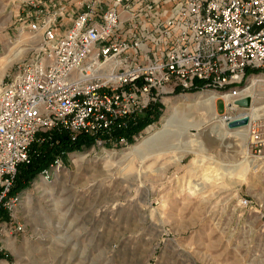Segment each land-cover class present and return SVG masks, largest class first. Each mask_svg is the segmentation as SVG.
I'll return each instance as SVG.
<instances>
[{
    "label": "rangeland",
    "instance_id": "374dc122",
    "mask_svg": "<svg viewBox=\"0 0 264 264\" xmlns=\"http://www.w3.org/2000/svg\"><path fill=\"white\" fill-rule=\"evenodd\" d=\"M45 3L0 0V85L37 45L41 32L24 27V18ZM254 78L264 73H251L243 89ZM201 92L165 99L159 119L132 143H91L66 157V167L49 180L38 174L13 212L24 229L0 238V264H264V151L251 147L249 132L246 140L221 139L225 102L215 101L216 118L212 105L195 104ZM249 97L251 105L237 104L231 116L264 118V82H256ZM182 103L179 117L203 124L171 135L166 146L135 162L123 158ZM108 152H116L111 164ZM242 197L249 206L240 204ZM8 218L0 212L1 223Z\"/></svg>",
    "mask_w": 264,
    "mask_h": 264
},
{
    "label": "built area",
    "instance_id": "2783aa9c",
    "mask_svg": "<svg viewBox=\"0 0 264 264\" xmlns=\"http://www.w3.org/2000/svg\"><path fill=\"white\" fill-rule=\"evenodd\" d=\"M168 1L49 0L25 16L24 27L41 33L0 85V212L9 217L0 238L24 229L13 213L21 192L12 190L38 154L35 142L65 132L70 141L128 145L152 127L138 128L152 107L163 112L175 94L217 92L225 117L249 97L246 79L264 73V0ZM247 125L251 147L263 153L264 118ZM76 152L62 150L39 174L49 180Z\"/></svg>",
    "mask_w": 264,
    "mask_h": 264
},
{
    "label": "bare ground",
    "instance_id": "6f19581e",
    "mask_svg": "<svg viewBox=\"0 0 264 264\" xmlns=\"http://www.w3.org/2000/svg\"><path fill=\"white\" fill-rule=\"evenodd\" d=\"M22 41H28V42L34 43V44L37 43V41H34L33 39L28 40L27 38H23ZM6 56H8V55H6ZM0 62H2L1 57H0ZM1 81H2V77H0V82ZM256 82L257 83L258 82L263 83L264 79L254 78L252 81V85L250 87L242 90L241 94L244 96L252 95L253 86ZM218 96H219V93H217V92L205 90V92H203V93L201 92L196 96V99L194 100V102H195V104L200 105V107L203 109L212 105L213 106L212 108L214 109V112H215V117L219 118L218 114H216V111H215L216 110L215 109V101L217 100ZM242 105H244V104H242ZM250 105H251V103L248 106H250ZM184 106H187V105L182 103V104H179V106L177 105L176 107H172L171 108L172 114L165 118V120L162 123V126L159 127L158 129L154 130V131H150L147 136H143V138L141 140H139L136 144L130 146L129 150L125 154L123 153L124 154L123 158L129 160L130 162H135V161H137V159L144 158L145 156H149L151 154V151H154V149L159 151L161 147L166 146L167 141L171 135L177 133L178 135L182 136L184 133L188 132V130L190 129L191 126L194 127V126H199V125L203 124L202 122H198L195 124V121L189 120L190 116H188V115L183 116V118L179 117L180 107H184ZM244 106H247V105H244ZM234 109H237V105H235L233 107V109L230 112L229 117L224 116V118L219 119L218 126H217V132H219V135H220L219 137L221 139L229 138V136H237V137H241L244 140H246V137H247L248 132H249L248 125L247 124L236 125V126H238L236 128V131L230 132L228 130L229 121L235 120L237 118H242L245 116L248 117L249 120L254 119V118H258V117H253V116H251L252 114H250L248 112L241 114L239 116H231L232 111ZM174 123L175 124L179 123V124L183 125L184 129L177 130V131L175 129H172V126ZM206 123L207 122H205V124ZM236 126H233V127H236ZM230 127H232V126H230ZM108 153L110 156H109V159L106 160V162H107V164H111V159H112L111 157H112V155L116 154V152H112V153L108 152ZM78 155H79L78 159H85L86 158V156L83 154H78ZM182 157L183 156H180L178 158V160H181ZM245 161H247V160H244L243 162H241L240 165L242 163H244ZM246 169H247V165H246L244 170H246Z\"/></svg>",
    "mask_w": 264,
    "mask_h": 264
},
{
    "label": "trees",
    "instance_id": "16d2710c",
    "mask_svg": "<svg viewBox=\"0 0 264 264\" xmlns=\"http://www.w3.org/2000/svg\"><path fill=\"white\" fill-rule=\"evenodd\" d=\"M251 73V71H249ZM154 117H145L140 125L139 130L146 128L149 124L159 119L162 112L158 111V105L152 107ZM44 134V133H41ZM53 141H45L42 143L35 142L32 145V151L38 150V154L33 152L32 160L27 165L20 167V170L16 177L15 186L12 193H20L32 183L33 179L44 169L48 168L52 163L56 154L62 150L75 151L80 150L85 145H90L93 141L82 135H79L75 141H70L67 133L53 132ZM57 140V141H56ZM134 140L130 139L132 143ZM6 214V212L2 213Z\"/></svg>",
    "mask_w": 264,
    "mask_h": 264
},
{
    "label": "water",
    "instance_id": "95a60500",
    "mask_svg": "<svg viewBox=\"0 0 264 264\" xmlns=\"http://www.w3.org/2000/svg\"><path fill=\"white\" fill-rule=\"evenodd\" d=\"M250 103H251V98L250 97H246L244 99L238 100V104L239 105L244 104V105L248 106ZM248 122H249V118L245 116V117H242V118H237L235 120H230L229 121V125L233 127V126H236V125H239V124H248Z\"/></svg>",
    "mask_w": 264,
    "mask_h": 264
},
{
    "label": "crops",
    "instance_id": "0c3cea01",
    "mask_svg": "<svg viewBox=\"0 0 264 264\" xmlns=\"http://www.w3.org/2000/svg\"><path fill=\"white\" fill-rule=\"evenodd\" d=\"M218 112V111H217Z\"/></svg>",
    "mask_w": 264,
    "mask_h": 264
}]
</instances>
